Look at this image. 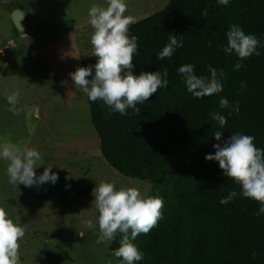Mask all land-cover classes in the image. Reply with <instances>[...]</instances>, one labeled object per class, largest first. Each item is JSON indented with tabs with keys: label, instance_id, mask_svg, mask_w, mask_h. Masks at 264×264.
<instances>
[{
	"label": "trees",
	"instance_id": "obj_1",
	"mask_svg": "<svg viewBox=\"0 0 264 264\" xmlns=\"http://www.w3.org/2000/svg\"><path fill=\"white\" fill-rule=\"evenodd\" d=\"M233 24L264 44V0H170L162 11L129 26L138 43L134 74L167 69L168 87L138 104V114L128 109L127 115L109 116L102 102L88 100L104 159L121 175L150 182L149 196L163 201L162 218L133 241L143 253L137 264H264V214H255L259 203L240 196L239 186L223 177L218 164L204 159L219 143L212 136L217 130L222 139L235 132L251 135L264 149V47L234 70L237 57L222 50ZM168 34L182 37L183 45L157 60ZM95 62L85 59L82 67ZM189 63L198 76L208 75L209 67L222 70V92L199 100L187 93L177 68ZM220 97L230 107L238 102L239 111L228 115V109H219ZM217 111L226 117L223 129L209 119ZM72 190L73 184L60 197ZM230 191L238 195L221 205ZM119 239L118 234L110 252Z\"/></svg>",
	"mask_w": 264,
	"mask_h": 264
},
{
	"label": "rangeland",
	"instance_id": "obj_2",
	"mask_svg": "<svg viewBox=\"0 0 264 264\" xmlns=\"http://www.w3.org/2000/svg\"><path fill=\"white\" fill-rule=\"evenodd\" d=\"M94 3L104 0H0V145L38 150L43 166L59 177L54 185L13 186L5 175L7 161L0 160V208L25 227L18 264H119L111 256L112 241L95 242V183L111 182L117 190L133 186L148 196L152 191L150 182L127 178L104 159L88 99L68 76L92 57L87 12ZM126 3L125 15L138 22L170 0ZM15 9L25 14L24 32L12 22ZM13 92L19 93L16 114L6 99ZM71 184L72 192L61 198Z\"/></svg>",
	"mask_w": 264,
	"mask_h": 264
},
{
	"label": "clouds",
	"instance_id": "obj_3",
	"mask_svg": "<svg viewBox=\"0 0 264 264\" xmlns=\"http://www.w3.org/2000/svg\"><path fill=\"white\" fill-rule=\"evenodd\" d=\"M219 4L227 0H217ZM126 0H104V4H92L87 12L88 22L93 31L90 36L94 65L78 67L68 74L75 88H79L91 102L100 101L107 109V115L119 113L127 115L128 109L138 114V104H144L160 88L168 87L167 69L155 72L134 74L133 56L137 53L138 43L135 35L129 36V26L136 22L132 15H125ZM14 14L22 15L19 11ZM13 14V15H14ZM202 15L206 16L207 11ZM23 37V36H22ZM227 46L222 50L225 55L234 54L238 62L234 70H239L242 61L252 55H259L258 47H264L252 34H246L239 25H231L226 33ZM182 37L168 34V42L156 54V59L170 58L176 49L182 47ZM186 92L194 99L216 97L223 90L225 73L208 68V75H196L193 64H183L177 68ZM90 77V78H89ZM243 86V85H242ZM19 93L7 96L9 108L13 114ZM218 108L228 109V115L239 111L237 104L230 107L226 98L220 97ZM209 119L215 121L220 129L227 123L221 112H213ZM219 142L212 145L214 153H208L204 159L216 162L227 177L239 186V195L259 203L257 216L264 214V149L254 144V137L239 132L227 139H222L220 130L212 133ZM0 160L7 161L5 175L13 186L23 185L26 188L55 184L58 174L52 166H43L41 154L34 148L17 149L12 144L0 145ZM43 166L39 175L36 169ZM92 191V206L97 211L98 229L96 244L111 242L119 234V247L113 249L111 256L118 258L119 264H137L143 260V253L133 243L140 234H147L154 228L160 218L163 201L158 196L143 194L139 188L129 186L116 189L114 183L101 181L95 183ZM238 193L230 191L220 199V204L229 203ZM92 228L91 220L84 222ZM25 235V227L20 218L10 219L3 208H0V264H18L19 243ZM83 237L84 233H79ZM111 264V261L108 262Z\"/></svg>",
	"mask_w": 264,
	"mask_h": 264
},
{
	"label": "water",
	"instance_id": "obj_4",
	"mask_svg": "<svg viewBox=\"0 0 264 264\" xmlns=\"http://www.w3.org/2000/svg\"><path fill=\"white\" fill-rule=\"evenodd\" d=\"M16 11H19L22 15L14 14ZM13 14H12V22L14 23L16 29L19 30L20 32H24V27H23V20L25 18L24 12L20 9H15Z\"/></svg>",
	"mask_w": 264,
	"mask_h": 264
},
{
	"label": "crops",
	"instance_id": "obj_5",
	"mask_svg": "<svg viewBox=\"0 0 264 264\" xmlns=\"http://www.w3.org/2000/svg\"><path fill=\"white\" fill-rule=\"evenodd\" d=\"M83 26L85 27V25H82L81 27H83Z\"/></svg>",
	"mask_w": 264,
	"mask_h": 264
}]
</instances>
